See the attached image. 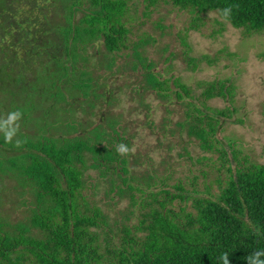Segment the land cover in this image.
<instances>
[{"label":"trees","instance_id":"obj_1","mask_svg":"<svg viewBox=\"0 0 264 264\" xmlns=\"http://www.w3.org/2000/svg\"><path fill=\"white\" fill-rule=\"evenodd\" d=\"M146 1L149 9L159 0ZM164 1L192 13L193 28L217 12L247 34L264 30V0ZM129 11L128 0H0V118L23 114L11 142L0 133V264H222L223 252L231 264H247L264 250V163L218 136L239 110L234 83L216 79L196 96L179 78L171 87L139 51L138 62H127L144 72L131 102L150 107L142 89L193 99L174 128L167 118L146 125L156 136L153 151H172L187 138L209 153L194 157L184 146L175 160L193 161L187 173L167 157L158 164L143 159L144 149L135 152L125 113L93 119L102 102L118 100L100 72L112 76L127 47ZM183 45L190 55L184 38ZM215 97L230 106H211ZM120 143L126 155L116 151ZM7 204H30V214L11 223L2 216Z\"/></svg>","mask_w":264,"mask_h":264},{"label":"rangeland","instance_id":"obj_2","mask_svg":"<svg viewBox=\"0 0 264 264\" xmlns=\"http://www.w3.org/2000/svg\"><path fill=\"white\" fill-rule=\"evenodd\" d=\"M147 5L146 0H128L130 11L127 12L125 21L131 31L126 34L127 47L124 46L119 51L112 76L107 70L100 72L101 75L109 77L106 80L108 88L111 95L116 96L118 100L113 101L111 98L109 104L102 102L95 110L98 115L92 116L93 119L101 122L102 114L106 113V110L112 114L113 111L125 113L124 123L129 127L134 151L144 149L143 152L147 155H144L143 159L152 163L159 164L167 157L180 166V173H187L190 164L194 166L188 157L180 159L179 162L175 160L184 146L194 157L207 153L200 148L197 140L189 141L187 138H183V143H178L172 151H153L156 136L146 127L147 120L154 119L161 124L167 118L174 128L175 122L185 116L187 103L193 99L187 96L177 100L172 92L173 98L167 100L169 98H163L153 90L142 89L140 93L144 96L143 100L150 107L136 101L131 102L133 96L139 97L135 88H138L139 81L144 79V72L132 71L127 62L137 61L135 55L136 51H139L154 61L153 71L161 72V76L169 78L171 87L177 89L173 79L179 78L181 83L193 89V95L203 94L209 86L208 82L216 79H228L234 83L238 89L235 105L239 110L225 117L218 136L222 139L230 137L237 149L250 155L251 159L264 163V30L247 34L245 30L226 22L217 12L208 13L203 23L199 21L200 26L197 29L192 27L194 15L187 10L178 9L164 0L149 4V9ZM146 11H149L148 15L144 14ZM183 38L189 43L190 55L187 53V56H193L199 62L196 68L188 63ZM97 61L98 59L94 58V63ZM208 103L220 108L230 106L229 101L220 97L209 99ZM166 104L172 109L171 113L166 111ZM240 118L243 122L238 120ZM164 145L167 147L168 144ZM157 168L163 172L162 166ZM88 173L94 177L98 176V171L92 168ZM29 206L7 204L2 207V216L15 224L21 220L25 221L30 214Z\"/></svg>","mask_w":264,"mask_h":264},{"label":"clouds","instance_id":"obj_3","mask_svg":"<svg viewBox=\"0 0 264 264\" xmlns=\"http://www.w3.org/2000/svg\"><path fill=\"white\" fill-rule=\"evenodd\" d=\"M232 9L226 7L223 9V17L227 19L231 15ZM22 113L20 111H13L8 113L7 118H0V133L3 135L5 141L11 142L13 138L17 135L19 131L18 121L22 118ZM19 143V141H17ZM116 151L121 155H126L130 149L124 143H120L116 147ZM219 260L222 264H231L229 260V253L223 252L219 256ZM247 264H264V250L256 251L250 254L246 258Z\"/></svg>","mask_w":264,"mask_h":264}]
</instances>
